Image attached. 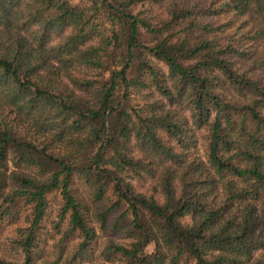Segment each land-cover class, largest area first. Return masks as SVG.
<instances>
[{
  "label": "trees",
  "instance_id": "obj_1",
  "mask_svg": "<svg viewBox=\"0 0 264 264\" xmlns=\"http://www.w3.org/2000/svg\"><path fill=\"white\" fill-rule=\"evenodd\" d=\"M0 264H264V0H0Z\"/></svg>",
  "mask_w": 264,
  "mask_h": 264
},
{
  "label": "rangeland",
  "instance_id": "obj_2",
  "mask_svg": "<svg viewBox=\"0 0 264 264\" xmlns=\"http://www.w3.org/2000/svg\"><path fill=\"white\" fill-rule=\"evenodd\" d=\"M162 69L165 71V67L162 66ZM187 223L191 224L192 223V218L191 217H188L186 219ZM103 241V240H102ZM153 250V247H150L149 248V251H152Z\"/></svg>",
  "mask_w": 264,
  "mask_h": 264
}]
</instances>
